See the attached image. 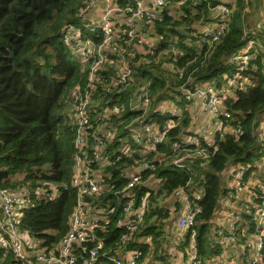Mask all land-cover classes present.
<instances>
[{"label": "built area", "instance_id": "obj_1", "mask_svg": "<svg viewBox=\"0 0 264 264\" xmlns=\"http://www.w3.org/2000/svg\"><path fill=\"white\" fill-rule=\"evenodd\" d=\"M118 1L85 0L81 14L87 20L84 29L89 37L83 35L82 27L67 26L63 31L65 44L87 76L83 86L77 84L70 91L65 103L67 124L74 131L73 165L69 186L65 190H73L76 196L68 231L55 245L44 246L38 240L26 242L24 237L30 235L20 228L24 211L35 201L54 200L58 191L48 183L35 189L29 186L0 189V248L10 251L19 264H102L103 261L110 264H164L152 263L148 258L141 260L140 253L129 250L128 245L142 225L149 204L150 192L146 191L138 198V191L147 188L151 180L154 182L152 190L160 184L153 174L143 180V174L155 170L154 161L161 163L166 159L159 156L149 161V155L165 140L168 131L181 122L186 112L176 103L177 98H181L185 105L197 99L211 119L212 132L191 133L188 127L187 134L171 144L174 154L171 164L174 167L190 171L188 164L192 161L206 163L214 156L216 138L223 140L229 136L237 141L241 135L239 127L230 126L233 119L224 103L234 99L237 91L245 87L241 73L259 52L264 53V13L250 18L253 0H245L244 44L226 60V64L235 69L233 75L226 77L219 87L211 83H202L194 89L180 86L181 95L157 103L154 109L160 115L168 116L162 125L151 118L146 120L153 98L150 82L140 78L139 70L150 64L160 65L163 71L182 79L183 70L173 64L174 58L181 53L176 39L164 40L157 33L155 24L162 21L164 13L179 20L182 6L189 1L195 6L196 2L132 0L120 6ZM236 2L218 0L215 6H207V20L201 19L194 24L189 35L188 41L194 49L199 51L206 46L209 50L228 32ZM161 41L167 45L165 49L160 48ZM130 113L137 115L128 117ZM256 133V139L260 141L259 160L254 164H227L221 176L224 193L219 197L214 215L221 219L216 227L214 224L212 227L213 249L227 252L240 246V238L248 239L241 245L244 255L241 264H264V116ZM112 156L117 160L132 161L121 169L119 176L126 182L115 191L109 184L112 176L107 172ZM139 167L143 169L137 171ZM203 191L201 183L189 179L168 197L159 199L162 205L170 200L173 203L167 220H172L175 214V227L183 233L178 240L181 249L183 247L182 264H209L198 251L193 229ZM104 193H110L119 207L116 227L122 231L117 242L108 249L96 231L105 228L114 209H106L102 203L95 206L91 201ZM237 200L242 201L241 206L234 203ZM187 231L190 235L184 246Z\"/></svg>", "mask_w": 264, "mask_h": 264}, {"label": "trees", "instance_id": "obj_2", "mask_svg": "<svg viewBox=\"0 0 264 264\" xmlns=\"http://www.w3.org/2000/svg\"><path fill=\"white\" fill-rule=\"evenodd\" d=\"M131 1L119 0L118 4L124 6ZM84 2L0 0V189L21 186L35 189L42 183L57 189L58 196L54 200L41 199L26 209L20 224L22 230L44 246L55 245L68 231V221L76 203L74 191L69 188L65 190L69 186L74 154V131L67 124L65 103L70 91L77 84L83 86L87 76L65 44L63 31L67 26L82 27L83 35L90 36L84 29L87 20L81 14ZM194 2L195 6L191 1L182 6L179 20H173L164 13L162 21L155 24L157 33L164 40L176 39L181 53L174 58L173 64L183 70L182 79L174 78L167 70L164 72L160 65L150 64L139 70L140 78L150 82L153 98L146 120L151 118L160 125L166 122L168 116L154 111L157 103L181 95L180 86L187 85L190 89L202 83L221 86L226 77H231L235 72L234 67L226 64V60L244 44L242 27L245 0H237L228 32L209 50L206 46L199 51L194 49L188 41L193 32L192 26L201 19L207 20V6H215L218 0ZM166 47L161 41L160 48ZM241 76L245 87L237 91L234 99L224 103L233 119L230 126L241 129L237 141L229 136L223 140L216 138L217 150L206 163L194 160L188 164L190 171L174 167L171 164L174 155L171 144L180 140L190 123L184 111L181 122L168 131L165 140L156 147L155 152L150 153L149 161L159 156L166 159L161 163L154 161L155 170L143 174V180L150 174L159 179L158 188H141L137 194L140 198L146 191L150 192L143 223L128 245L129 250L140 253L141 260L150 257L153 252V258L168 264L161 253L168 226L165 220L170 215L159 199L168 197L189 179L198 181L204 188L203 197L198 203L200 211L193 227L198 251L205 258L214 254L211 247L213 217L219 197L224 193L220 175L229 163L254 164L260 157L255 130L264 116V53L259 52ZM181 107L185 108L183 105ZM136 115L130 113L127 116ZM111 162L107 172L112 176L109 184L115 191L126 182L119 176L121 169L132 161L117 160L116 156H112ZM91 201L95 206L102 203L106 209H114L105 228L96 231L105 248H111L122 234L116 227L119 207L110 193ZM189 235L190 231H187L184 246ZM0 264L19 263L10 251L0 248ZM102 264L110 263L103 261Z\"/></svg>", "mask_w": 264, "mask_h": 264}, {"label": "crops", "instance_id": "obj_3", "mask_svg": "<svg viewBox=\"0 0 264 264\" xmlns=\"http://www.w3.org/2000/svg\"><path fill=\"white\" fill-rule=\"evenodd\" d=\"M181 98H177L176 103L179 105H185L182 101H180ZM185 109L187 112V115L190 118L189 123V129L191 133H207L211 134V129L208 128V125H210V118L205 116H200V113L203 112L202 107L200 106V103L197 99H194L191 103L185 105ZM154 182L151 180L146 189H154ZM234 203H237V206L242 205V201H234ZM163 208H167L166 210L169 211L173 207L172 201H168L163 204ZM225 208L224 203L221 204V209L223 210ZM175 214L172 215V220H167L168 226L165 231L166 238L163 242V252L161 253V256L166 260V263L168 264H182L183 262V253L182 249L178 244L179 238L183 235V233H176L175 232V224H174V217ZM219 216H214V227L218 225L220 222ZM166 222V221H165ZM211 237H212V231H211ZM213 242V237L211 238ZM248 239L240 238L239 239V247H233L229 249L227 252L220 251L219 249H213L214 254L209 256L208 258H205L209 264H241L244 260V255H242L241 245L243 242H246ZM148 260L152 263H158L163 262V260H159L157 258H153V252L151 253V256L148 257ZM164 263V262H163ZM165 264V263H164Z\"/></svg>", "mask_w": 264, "mask_h": 264}, {"label": "rangeland", "instance_id": "obj_4", "mask_svg": "<svg viewBox=\"0 0 264 264\" xmlns=\"http://www.w3.org/2000/svg\"><path fill=\"white\" fill-rule=\"evenodd\" d=\"M262 13H264V0H253L250 18L254 19L255 17H259V15H261ZM164 72H167V71H164ZM67 112H68V110L65 108V113H67ZM205 115H207V114L204 112L200 113V116H205ZM257 127H258V125H257ZM208 128L211 129L210 125H208ZM256 136L258 137V133H256ZM258 142H260V141L258 140ZM223 174H224V171L221 173L220 176H222ZM175 232L179 233V231L176 228H175ZM24 240L26 242H33V241L37 242V240L31 236L30 237H28V236L24 237Z\"/></svg>", "mask_w": 264, "mask_h": 264}, {"label": "water", "instance_id": "obj_5", "mask_svg": "<svg viewBox=\"0 0 264 264\" xmlns=\"http://www.w3.org/2000/svg\"><path fill=\"white\" fill-rule=\"evenodd\" d=\"M137 23H138V24H142L143 22H142V21H137ZM142 169H143V167H139V168H137L136 170H137V171H141Z\"/></svg>", "mask_w": 264, "mask_h": 264}]
</instances>
